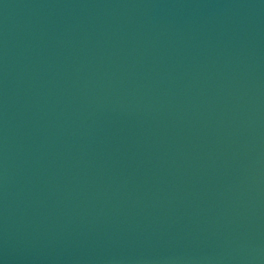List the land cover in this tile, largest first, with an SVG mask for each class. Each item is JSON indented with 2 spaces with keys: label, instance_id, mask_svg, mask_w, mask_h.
<instances>
[{
  "label": "water",
  "instance_id": "95a60500",
  "mask_svg": "<svg viewBox=\"0 0 264 264\" xmlns=\"http://www.w3.org/2000/svg\"><path fill=\"white\" fill-rule=\"evenodd\" d=\"M0 264H264V0H0Z\"/></svg>",
  "mask_w": 264,
  "mask_h": 264
}]
</instances>
